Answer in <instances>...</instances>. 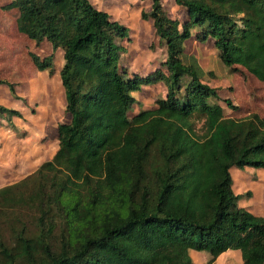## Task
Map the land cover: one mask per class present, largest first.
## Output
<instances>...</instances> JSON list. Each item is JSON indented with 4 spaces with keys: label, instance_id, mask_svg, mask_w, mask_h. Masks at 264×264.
<instances>
[{
    "label": "trees",
    "instance_id": "1",
    "mask_svg": "<svg viewBox=\"0 0 264 264\" xmlns=\"http://www.w3.org/2000/svg\"><path fill=\"white\" fill-rule=\"evenodd\" d=\"M151 1L142 17L166 56L146 73L126 57L131 29L91 0L3 6L20 33L51 44L30 52L37 69L55 74L63 51L70 120L51 160L0 187V264H194L192 250L207 264L228 250L264 264V216L240 204L251 192L236 193L231 174L264 169V115L227 116L241 107L204 81L195 55L186 61L189 39L213 41L229 73L240 65L264 82V0H175L183 19ZM159 83L166 95L142 106L135 93ZM0 116L15 128L23 114L0 105Z\"/></svg>",
    "mask_w": 264,
    "mask_h": 264
},
{
    "label": "rangeland",
    "instance_id": "2",
    "mask_svg": "<svg viewBox=\"0 0 264 264\" xmlns=\"http://www.w3.org/2000/svg\"><path fill=\"white\" fill-rule=\"evenodd\" d=\"M9 1L0 0V26H3L4 30L8 28L11 33H14L17 28L16 17L18 11L16 9L5 10L3 8ZM91 2L99 9L110 13L113 19L119 20L131 29L132 41L128 43L129 50L126 57H128V62L133 66L132 68L144 72L152 67H157L160 61L165 58V49L156 42L153 22L142 17V11L151 9V0H91ZM163 4L172 16L179 19L185 17V11L177 5L175 0H163ZM30 40L32 42L27 45L24 53L20 49L19 52L5 50L7 60L11 61L1 64L3 70L0 72V77L6 76L11 79L12 76H15L20 66L26 67L29 71L34 70L36 66L32 61L30 52L41 56L52 53V46L48 41L37 45L34 40ZM192 40H195V38L190 39L189 41L191 42L188 41L186 48L188 54L186 56L187 63L197 59L199 64L206 69L199 73L204 81L213 87H217L223 99L230 98L241 107L240 110L227 109V116L241 118L253 112L261 116L264 115V82L254 77L240 65L237 66L235 74L229 73V69L222 64L218 49L214 46L213 41L201 43L197 40L192 42ZM0 44L2 45L1 42ZM191 55H195L196 59L191 57ZM61 58L60 52H56L55 67L57 71L58 69L60 71L62 67ZM44 71L47 74L50 73V69ZM231 85H233V88H231ZM166 93V86L159 83L144 86L143 90L135 93V95L141 101L142 106L146 107L155 105L157 97L165 96ZM222 104L225 105L224 101H222ZM34 106L31 108H35ZM139 108L136 105L134 112ZM8 135H11L8 138L9 140L6 138L8 141L3 140L0 142V187L15 183L26 177V173L32 171L21 172V169H29L27 162L22 157V154H24L23 149L27 147L24 143L20 146L16 145L18 137L15 138L12 132L6 134V137ZM20 141L22 142L21 139ZM19 155L22 157L23 167L20 168V174L14 175L10 172V167L14 165V156L16 159L20 158ZM231 174L234 179L233 187L236 193L245 194L248 191L251 192V197H243L240 204L250 211H256L259 214L264 213V169L254 167L245 169L233 168ZM207 260L208 256L206 260L204 258L198 259L200 262L205 261L204 264L208 263ZM230 261L232 263L236 262L234 259ZM225 264L231 263L225 262Z\"/></svg>",
    "mask_w": 264,
    "mask_h": 264
},
{
    "label": "crops",
    "instance_id": "3",
    "mask_svg": "<svg viewBox=\"0 0 264 264\" xmlns=\"http://www.w3.org/2000/svg\"><path fill=\"white\" fill-rule=\"evenodd\" d=\"M2 27L0 26V42L2 43V45L0 44V72L3 70L1 64L11 61L6 58V49L17 52L22 50L24 53L27 45L32 42L28 37L20 33L18 28H16L14 33H11L10 29L4 30ZM194 41L196 39L192 40V42ZM56 52H60L61 57H63L61 49H58ZM36 68L29 71L26 67L20 66L15 76H12L11 79L6 76H2L4 78L0 77L2 80L17 83L15 89L17 95L21 97V99L14 97L9 86L0 83V105L18 110L23 114L22 118L17 116L12 118L15 128L11 127L9 122L0 116V142L6 140V138L8 139L11 135L6 137V134L12 132L15 138L18 137L16 145L20 146L24 143L27 148L23 149L24 154H22V157L27 162L29 169H21V172L32 170L26 173L27 175L35 171L43 162L53 158L59 148L58 125L60 122L70 120V116L65 113L66 96L64 87L61 84L59 69L55 74L50 75V73L47 74L44 70L40 71ZM154 68L152 67L142 73L149 72ZM22 98H25L26 102ZM35 104L36 106H34ZM32 106L35 108L32 109ZM19 157L21 159H15L14 156V165L10 167V172L14 175L20 174V168L23 167L21 155ZM251 212L264 216V213ZM191 255L194 264H204L205 261L200 262L198 259L204 258L206 260L207 258L205 252L196 250H192ZM232 259L236 261L234 264H242L241 251L228 250L217 258L215 264L230 263L229 261Z\"/></svg>",
    "mask_w": 264,
    "mask_h": 264
}]
</instances>
